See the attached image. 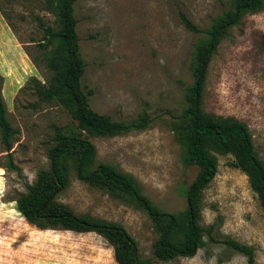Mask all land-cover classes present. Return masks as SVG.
<instances>
[{
	"label": "rangeland",
	"instance_id": "1",
	"mask_svg": "<svg viewBox=\"0 0 264 264\" xmlns=\"http://www.w3.org/2000/svg\"><path fill=\"white\" fill-rule=\"evenodd\" d=\"M234 0H77L81 54L86 62L83 84L93 90L91 107L116 120L131 121L143 111L152 117L144 130L115 136L84 135L97 147L96 165L109 163L130 174L142 192L162 210L180 213L185 191L198 173L186 164L176 121L187 106L193 81L196 45L212 22ZM184 12L203 32L182 23ZM58 28L45 0H0L1 92L8 118L17 130L12 158L0 135V264H118L114 249L95 232L40 229L18 211L16 198L50 167L53 125L76 123L57 103L43 102L31 81L43 83L51 71L39 47L42 25ZM264 8L248 12L222 38L208 69L202 107L216 116L236 117L249 126L264 161ZM38 61V63L35 62ZM219 169L204 194L202 223L215 224L213 236L193 257L159 260V237L151 216L127 196L91 186L73 169L58 200L79 215L123 225L136 239L140 255L158 264H247L229 248L226 237L252 245L256 263L264 264V209L249 178L233 165L231 153L220 154Z\"/></svg>",
	"mask_w": 264,
	"mask_h": 264
},
{
	"label": "trees",
	"instance_id": "2",
	"mask_svg": "<svg viewBox=\"0 0 264 264\" xmlns=\"http://www.w3.org/2000/svg\"><path fill=\"white\" fill-rule=\"evenodd\" d=\"M76 1L45 0L46 9L55 16L58 24V28L41 24L44 36L39 47L43 50V62L52 74L45 83L38 78H32L31 81L41 101L63 106L76 123L67 129L53 125V144L49 148L50 167L40 170L35 182L29 184L27 191L15 199L17 209L30 224L40 229L95 232L103 236L113 247L118 264H158L140 255L136 239L123 225L79 215L58 200L69 186L74 169L80 180L113 194L127 196L151 216L159 232L154 243V253L159 260L193 257L204 244L206 236L217 241L213 236L215 224L206 226L202 223L205 190L219 169L217 153L233 154V165L247 174L250 186L264 209V161L256 151L248 124L236 117L206 113L202 107L210 62L222 38L232 26L241 22L245 14L261 11L264 0H234L233 7L223 11L212 22L206 31L207 37L196 45L194 81L187 87V106L176 121L175 128L183 144L185 163L197 166L198 173L185 191L186 208L178 214L162 210L142 192L130 174L109 163L96 165L97 147L85 133L115 136L144 130L151 125L152 117L143 111L134 120H116L91 107L90 95L93 90L87 91L83 84L86 62L81 54L77 31L79 19L75 14ZM180 18L190 31L203 32L182 11ZM261 46L264 49V37ZM35 62L38 63L37 60ZM1 84L0 75L1 140L11 157V166L21 172L11 155L17 130L8 118ZM221 241L245 255L247 264L256 263V251L252 245L231 237Z\"/></svg>",
	"mask_w": 264,
	"mask_h": 264
}]
</instances>
